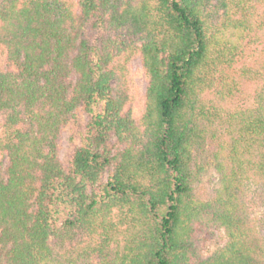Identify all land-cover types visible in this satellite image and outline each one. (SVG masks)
I'll list each match as a JSON object with an SVG mask.
<instances>
[{"label":"trees","instance_id":"obj_1","mask_svg":"<svg viewBox=\"0 0 264 264\" xmlns=\"http://www.w3.org/2000/svg\"><path fill=\"white\" fill-rule=\"evenodd\" d=\"M254 45L238 70L253 101L230 106ZM79 107L90 129L66 167L59 134ZM0 154V264H264L248 198L250 184L264 197V0H0ZM213 227L225 242L203 257L195 237Z\"/></svg>","mask_w":264,"mask_h":264},{"label":"rangeland","instance_id":"obj_2","mask_svg":"<svg viewBox=\"0 0 264 264\" xmlns=\"http://www.w3.org/2000/svg\"><path fill=\"white\" fill-rule=\"evenodd\" d=\"M260 53V48L254 45L247 54L243 61L239 63L235 69H231L229 73L234 79L230 78L232 85V98L229 102L230 106L237 107L241 105H247L253 101L254 84L249 82L247 78L241 77L238 74V70L243 64H248L253 58ZM130 78H131V94L133 97L132 110L134 116L139 118L145 111V94L149 84L148 76L144 70L142 58L140 54L135 55L129 63ZM114 86V85H113ZM103 102L99 103L97 109H101ZM77 118L69 122L61 129L58 139V155L63 165L69 167L71 155L78 145L81 143L83 134H86L89 129V123L91 121V115L86 111L84 107H79L76 111ZM106 148L112 152L121 150V145L116 137L107 143ZM9 162L6 154H0V173L5 172V168ZM206 168L202 173L199 180V188L201 192L210 194L219 182V176L213 165H205ZM111 168H107L100 178L101 182H106ZM93 188L90 187L89 191ZM97 190H99L97 188ZM259 187L255 184H250L248 187V198L250 200V211L254 218H256L262 225H264V197L259 193ZM58 210L55 213L58 218L59 224L65 220L69 214V210L62 205H56ZM195 245L197 250L203 257H207L212 254L217 248L221 247L225 242V233L219 227L209 228L202 232H199L195 237Z\"/></svg>","mask_w":264,"mask_h":264}]
</instances>
